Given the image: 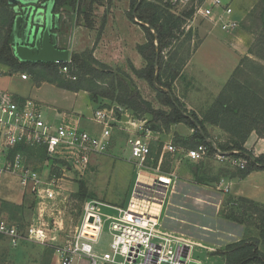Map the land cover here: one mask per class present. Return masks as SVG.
Returning a JSON list of instances; mask_svg holds the SVG:
<instances>
[{"label": "rangeland", "instance_id": "rangeland-1", "mask_svg": "<svg viewBox=\"0 0 264 264\" xmlns=\"http://www.w3.org/2000/svg\"><path fill=\"white\" fill-rule=\"evenodd\" d=\"M61 1H64L65 5L66 3L72 4V0ZM150 1L156 2L158 0ZM159 1L164 2L163 0ZM256 1H232L234 14L239 20V27L233 32L215 27L199 14L194 13L186 17L179 29L175 31L176 37L172 40L170 47L164 50V57L165 60H170L169 62L174 66L177 65V62L182 63L179 70L182 76L172 86V93L178 97L182 105L188 110H194L199 116H202L211 99L219 92L243 56L247 55L264 65L261 59L249 53L256 35L250 27L251 21L248 13L255 7ZM74 2L76 5L72 8L76 10L75 21L71 26L67 21H63L59 32L58 47L60 45L69 48V55L73 52L92 50L93 55L100 62L105 63L111 69L129 75L142 97L148 99L153 107L167 108L158 102L156 89L146 79L138 78L133 72L134 68H141L145 64L137 51V45L145 42L146 36L142 24L129 18L128 12L132 0H104L102 6L101 4H94L91 11L88 7L89 0H74ZM171 9L177 15L190 10L176 7ZM69 15L72 17L71 13ZM74 24H80V27L73 28ZM81 27L83 28L81 29ZM64 34L67 35L63 43L61 39L64 38ZM68 34H70L69 40H67ZM116 35H118V38ZM247 63L245 61L244 65ZM22 74H26L27 78L23 79ZM242 74L243 77L251 76L254 74V69L251 67L245 68ZM41 83H37L27 71L14 72L8 66L0 64V92L8 93L11 96L18 94L36 100L45 119L53 123H70L79 119L80 127L91 133L99 132L102 126L90 119L93 111L104 105H120L113 100L101 97L98 101H93L90 94L85 90L71 91L59 88L49 82ZM189 90L191 91L188 92ZM145 117L146 126L149 127V124H154L151 135L155 137L151 140L153 142H150L151 157L156 154L157 148L162 149L163 144L168 142L175 145L173 140L175 135L184 134L185 132H188L189 135L191 131L190 127L183 123L171 125L169 129H163L159 123L152 121L151 117ZM112 133V143L108 150L102 154L91 155V161L86 169L82 170L83 173L76 172L74 169L69 170L65 167V163H61L63 165L61 167L66 169V176L61 177L57 183L64 190L65 200L63 203L55 201L59 207L58 212L45 218L50 227L48 234L56 238L53 241L49 240L44 245L32 242H19L12 245L8 244L6 239L0 237V264H51L53 257L57 260L56 263L59 264V258L54 247L68 239L78 226L82 205L86 200L96 199L110 205L112 207H102V211L106 215H116V208L127 207L138 171L145 170L146 173L156 171L155 173H158L157 165L154 164L152 158L147 160L144 168L138 167L130 159L131 152L127 143L128 135L124 131L114 128ZM210 134L215 136L217 140H222L226 136L224 130L219 127L217 129L210 128ZM254 148L252 146L251 149L255 155L264 154V146L257 144L256 150ZM39 153L40 151L38 153L29 151L25 154L24 159L27 164L33 168H40L44 174L49 171L54 172L53 169L51 170L54 162L51 159L45 162L46 155L41 161ZM174 153L178 152L165 153L160 169L166 168L170 172L173 164L169 161V155ZM205 159L202 161L208 165L207 167L213 173L220 166L234 168L244 165L242 158L237 160L241 165H236L232 163V160L236 158L227 155L218 158L214 154L210 159L206 157ZM199 162L200 160L195 164L198 165ZM147 174L153 175L154 173ZM235 179L238 181L232 179L223 182V185H227L229 192L222 190L223 185H220L219 190L216 187L211 189L196 184L192 186L187 183L180 184L178 192H170L168 200L162 206V226L165 223L169 224L168 218L172 217L186 220L192 218L199 225L206 224L209 220L216 223V227L190 226L182 220L180 227H177L180 233L194 242L192 248L193 259L203 264H223L224 258L214 253L217 249H223L227 243L233 242L234 240H231V238L236 236L235 234L225 235V231L230 228L222 216V205L229 198H237L236 195L240 193H243L245 197L264 202V170H253L250 172V176L244 179ZM82 183L86 188L87 198L80 202L76 193ZM217 195H221L218 202L215 201ZM24 198L29 199L28 201L31 204L36 200L33 192L21 186L18 175L7 172L2 174L0 177V210L3 203L20 205ZM20 215L18 212L17 217H20ZM2 216L7 219L6 214ZM36 218L37 210L35 206H32L31 209H24L23 218L19 223L27 227L34 220H37ZM211 218H214L215 221ZM108 226L109 220L106 219L100 238L94 244V249L98 253L106 252L109 249L111 238ZM218 227L221 230H217ZM233 230L239 231L237 227ZM49 248L53 250L50 259L47 258Z\"/></svg>", "mask_w": 264, "mask_h": 264}, {"label": "trees", "instance_id": "trees-1", "mask_svg": "<svg viewBox=\"0 0 264 264\" xmlns=\"http://www.w3.org/2000/svg\"><path fill=\"white\" fill-rule=\"evenodd\" d=\"M71 2L73 4L74 0ZM103 2L104 0H89V10H93L94 4ZM171 8V5L159 0L156 2L132 0L128 12L131 20L141 22L139 24H142L146 36L145 42L137 45V51L145 64L141 68H134L133 72L138 78L146 79L156 89L158 102L167 108L153 107L148 99L142 97L129 75L100 62L90 49L71 53L70 60L65 63L69 73L61 72L60 64L57 62L20 61L14 55L9 42L14 13L7 0H0V64L8 66L14 72L27 71L37 83L49 82L71 91L85 90L93 101H98L100 97L113 100L124 106L136 118L151 117V120L159 123L163 129L183 123L190 127L192 132L189 135H175L174 144L188 149L203 143L208 146V154L205 156L207 159L220 151L229 157L244 160L242 167L220 166L213 173L202 161L204 159H201L196 165L197 170L193 171L194 180L198 184L216 185L221 179H241L253 170H264V154L255 155L252 150L244 146L252 131H255L258 137L264 138V65L247 55L243 56L219 92L211 99L202 116L194 110H188L172 93V86L180 76L182 63L177 62L174 66L169 62L170 60H165L164 50L170 47L176 37L175 31L179 29L185 18L192 14L193 9L177 15ZM248 17L251 21L250 27L256 35L249 53L264 62V0L255 2V7L248 13ZM245 61L249 64L244 65ZM247 66L254 69V74L243 77V70L248 68ZM105 106L110 105L102 107ZM149 127L153 130L154 124H149ZM210 127L224 130L225 138L217 140L210 134ZM34 151L30 150L32 153H35ZM159 151L160 147L157 148L156 154L152 157L150 155L155 165L158 162ZM39 156L42 161L45 152L41 150ZM162 170L168 171L166 168ZM86 193L84 184H80L76 193L77 199L83 202L87 198ZM28 200L24 198L20 205L3 203L0 217L6 214L9 222L23 229L25 225L19 221L23 218L24 209H31L35 205V201L31 204ZM18 212L21 214L20 217H17ZM222 214L227 225L229 223L244 225L245 234L241 239L227 243L223 249H217L214 254L224 258L223 264H264V202L245 196L229 198L222 205ZM168 220L169 224L165 223L163 227L172 231H178L177 227H180L182 220L190 226L216 227V223L211 220L202 225L192 218L189 220L168 218ZM218 230L221 229L218 227ZM0 237L8 241L1 234ZM21 242L32 241L21 240ZM52 253L53 250L49 248L48 259L51 258Z\"/></svg>", "mask_w": 264, "mask_h": 264}, {"label": "built area", "instance_id": "built-area-1", "mask_svg": "<svg viewBox=\"0 0 264 264\" xmlns=\"http://www.w3.org/2000/svg\"><path fill=\"white\" fill-rule=\"evenodd\" d=\"M163 1L179 9L192 8V13L224 31L233 32L239 27L233 0ZM66 62H57L63 73H68ZM22 78H27L26 74H22ZM90 119L102 126L99 132L91 133L80 127L79 119L53 123L45 119L36 100L0 92V177L6 172L18 175L21 186L35 194L37 210V220L23 229L0 217V234L10 244L16 245L21 240L47 244L56 238L48 234L50 227L45 218L58 212L55 201L63 203L65 200L64 190L57 183L66 176L61 163L69 170L82 172L89 165L91 155L108 150L114 128L128 135L130 159L138 167H146L153 139V130L146 126V119L134 117L121 105L97 107ZM30 150L44 151V161L51 159L54 162L51 167L54 172L48 170L44 174L40 168L28 165L24 155ZM163 150L173 153L179 148L166 143ZM181 150L194 161L208 154V146L203 143ZM215 155L218 158L226 156L220 151ZM237 160L233 159L232 163L241 165ZM176 179L177 174L173 171L153 176L139 170L127 207L116 208V215H106L102 211V207L112 206L96 199L86 200L78 226L68 239L54 247L59 264H203L193 259L194 242L189 237L167 230L161 223L162 206L168 200V194L174 191ZM223 190L227 192L228 187ZM106 219L109 220L111 238L109 249L98 253L94 244L100 238Z\"/></svg>", "mask_w": 264, "mask_h": 264}, {"label": "water", "instance_id": "water-1", "mask_svg": "<svg viewBox=\"0 0 264 264\" xmlns=\"http://www.w3.org/2000/svg\"><path fill=\"white\" fill-rule=\"evenodd\" d=\"M7 2L14 13L9 42L14 55L20 61H69V49L58 47L59 32L63 21H66L62 9L64 1L7 0ZM170 97L172 98V94Z\"/></svg>", "mask_w": 264, "mask_h": 264}, {"label": "crops", "instance_id": "crops-1", "mask_svg": "<svg viewBox=\"0 0 264 264\" xmlns=\"http://www.w3.org/2000/svg\"><path fill=\"white\" fill-rule=\"evenodd\" d=\"M74 5H76L75 2L73 4H71V5H69V3L68 4L66 3V5L62 7V9L64 10L63 14H64V16L66 15V21H67V23L70 26L73 25V23L75 21V18H76V10L74 8H72ZM102 5L103 4H101V6ZM69 13L72 14V17L69 15ZM97 13H98V11H97ZM70 22H71V24H70ZM77 27H80V24H74L73 28H77ZM82 28L83 27H81V29ZM66 35L67 34H64V38L61 39L62 40L61 42L64 43V40H65ZM68 35H69V37L67 38V40H69V38H70V34H68ZM116 36L118 38V35H116ZM59 41H60V36L58 38V44H59ZM59 47L60 48H65V47H61L60 45H59ZM69 52H70V49H69ZM181 74H180L179 77L182 76ZM177 80L178 79H176L174 81L173 86L176 84V81ZM42 83H46V82H42ZM190 91L191 90H189L188 92H190ZM13 97H15V98H17V97L23 98V97H27V96H21V95L15 94V95H13ZM210 128L217 129V127H210ZM210 128H209V130H210ZM190 130L192 131L191 128H190ZM191 131L189 132V134L191 133ZM185 133H184V135H188V132L186 134ZM153 137H155V136L153 135ZM150 142H153V141H150ZM257 144H260V145L264 146V138L258 137V135L256 134V132L255 131H252L250 133L248 139L246 140L244 146L247 149H249V150H252L251 148H252V146H254L255 147L254 149L256 150V145ZM163 146H164V144L162 145V149H160V151H159L158 162H157V166H156L158 173L156 174L155 173L156 171H154V172H147V173H154L153 176H156L158 174H166V173L169 172V171H163L162 169L159 168L160 165H161V163H162V161H163V159L165 158L164 156H165V153H166L163 150ZM175 146H177L179 148V150H177L178 153H174V154H170L169 155L170 156L169 161L174 165L173 166L171 164L173 168H171L170 172L173 171V172H175L177 174V179H176L175 188H174V191L173 192H175V193L178 192L179 185L180 184H185V183H187V184H189L191 186L194 185V184H196V185H200V186H203V187H206V188L209 187L211 189H212V187H216L217 189L220 190V185H223V182L224 181H226V180L227 181H230L232 179L236 180L235 178H232V179L231 178L230 179H221V181L218 184H216V185H212V184H208L207 185V184H198V183H196V181L194 180L193 171H196L197 170V166L195 164V162H197V161H194V160L188 158L185 155L184 151H182L181 148L178 145H175ZM167 154H169V153H167ZM203 159H205V157ZM156 167H154V168H156ZM248 176H250V173L246 177H248ZM242 179H244V178H242ZM236 181H238V180H236ZM225 186H227V185H223V189H224ZM228 192H229V190H228ZM214 193L216 194V192H214ZM238 196H245V195L243 193H240V194L236 195V197H238ZM220 197H221V195L215 196V201L216 202L220 201V199H219ZM172 219H174V218L172 217ZM228 227L230 229H227L225 231V235H227V236H231V235H234V234L236 235V236H234L236 239L233 237V238H231V240H234L235 241V240H238L239 238L241 239L244 236V234H245V226L242 225V224L241 225H237V224H231V223H229ZM236 227L239 230L238 232H236V231L233 230ZM226 241L228 242L229 240H226ZM56 261L57 260H55V257H53L52 258V261H51V264H57Z\"/></svg>", "mask_w": 264, "mask_h": 264}]
</instances>
